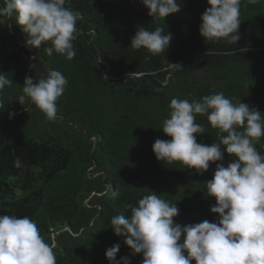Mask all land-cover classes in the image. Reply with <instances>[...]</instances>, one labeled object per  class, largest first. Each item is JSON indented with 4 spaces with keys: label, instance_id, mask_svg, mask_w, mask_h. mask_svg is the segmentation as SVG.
I'll return each mask as SVG.
<instances>
[{
    "label": "trees",
    "instance_id": "obj_1",
    "mask_svg": "<svg viewBox=\"0 0 264 264\" xmlns=\"http://www.w3.org/2000/svg\"><path fill=\"white\" fill-rule=\"evenodd\" d=\"M177 3L179 12L158 20L141 0H67L65 6L81 16L70 60L47 55L50 43L27 46L14 17L0 16V74L12 81L0 91V215L34 220L53 246L56 264H109L105 251L116 243L117 259L128 256L130 264H141L142 255L113 233L110 219L128 216V205L149 191L176 203V223L218 219L204 184L215 162L198 173L157 160L152 144L170 138L161 129L173 97L191 101L223 92L233 103L241 100L264 113V0H242L235 45L199 34L207 0ZM138 26L172 34L164 54L131 47ZM52 70L68 85L56 119L49 121L19 97L25 77L38 80ZM196 122L205 127L194 134L197 142L213 143L219 131L205 116L198 114ZM256 147L264 153V136ZM230 160L225 153L222 163Z\"/></svg>",
    "mask_w": 264,
    "mask_h": 264
},
{
    "label": "clouds",
    "instance_id": "obj_2",
    "mask_svg": "<svg viewBox=\"0 0 264 264\" xmlns=\"http://www.w3.org/2000/svg\"><path fill=\"white\" fill-rule=\"evenodd\" d=\"M67 0H3L0 16L14 17L15 24L27 34L26 45L45 48L74 58L73 41L78 34L80 13L66 7ZM242 0H207L200 16L199 34L204 40H225L236 44L239 40ZM257 4L259 0H247ZM148 15L162 19L180 11L177 0H141ZM172 34L164 27L148 30L138 26L130 39L133 49H145L152 55L165 52ZM173 70L182 66L170 64ZM12 84L0 74V91ZM68 85L58 70L34 80L25 77L22 104L27 97L54 121L57 101ZM5 103L0 99V110ZM169 115L163 120L161 131L169 139H155L152 151L159 161L203 173L215 162L212 178L204 181L207 196L214 197L210 206L218 214L215 222L181 225L174 222L179 214L175 202L154 191L128 205V216L116 214L110 227L123 243L142 255L141 264H264V153L256 143L264 136V113L241 100L233 103L223 92L204 95L199 100L171 98ZM205 116L211 128L217 129V139L211 143L197 142L194 134L205 133L196 122L197 115ZM11 115V114H10ZM231 156L225 165L224 154ZM120 243L105 251L109 264H130L128 256L117 259ZM0 264H56L53 246L40 234L34 220L28 216L0 215Z\"/></svg>",
    "mask_w": 264,
    "mask_h": 264
}]
</instances>
